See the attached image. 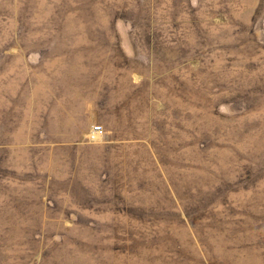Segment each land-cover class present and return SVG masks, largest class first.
Listing matches in <instances>:
<instances>
[{
    "label": "rangeland",
    "instance_id": "obj_1",
    "mask_svg": "<svg viewBox=\"0 0 264 264\" xmlns=\"http://www.w3.org/2000/svg\"><path fill=\"white\" fill-rule=\"evenodd\" d=\"M0 264H264V0H0Z\"/></svg>",
    "mask_w": 264,
    "mask_h": 264
},
{
    "label": "built area",
    "instance_id": "obj_2",
    "mask_svg": "<svg viewBox=\"0 0 264 264\" xmlns=\"http://www.w3.org/2000/svg\"><path fill=\"white\" fill-rule=\"evenodd\" d=\"M101 132V127L98 126V127H95V130H94V135H98L99 133ZM99 136V135H98Z\"/></svg>",
    "mask_w": 264,
    "mask_h": 264
}]
</instances>
